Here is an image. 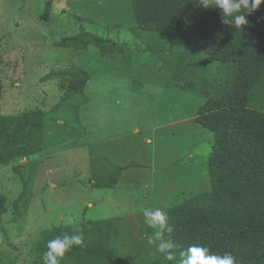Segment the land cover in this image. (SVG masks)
I'll return each instance as SVG.
<instances>
[{"label": "rangeland", "instance_id": "1", "mask_svg": "<svg viewBox=\"0 0 264 264\" xmlns=\"http://www.w3.org/2000/svg\"><path fill=\"white\" fill-rule=\"evenodd\" d=\"M135 26L131 0H0L1 114L16 129L4 151L12 165L0 164V195L8 207L0 264H43L48 241L74 234V227L84 235L74 246L82 250L72 248L60 264H117L89 251L95 248L115 252L126 264H168L147 242L154 230L142 210L166 212L210 191L213 134L194 119L204 99L184 91L185 82L177 83L170 67L145 50ZM80 37L105 43L83 46ZM202 58L197 68L214 74L217 62ZM76 69L90 80L84 92L66 96ZM22 147L30 156L20 159ZM155 153L157 163L148 164ZM171 153L180 159L172 162ZM135 163L137 172L120 174L117 188L96 185L102 170L113 174L114 167ZM167 165L179 166L180 176H163ZM74 213L77 224H66Z\"/></svg>", "mask_w": 264, "mask_h": 264}, {"label": "trees", "instance_id": "2", "mask_svg": "<svg viewBox=\"0 0 264 264\" xmlns=\"http://www.w3.org/2000/svg\"><path fill=\"white\" fill-rule=\"evenodd\" d=\"M131 1L136 20L133 35L144 43L145 50L170 67L177 83L185 82L180 84L184 91L204 99L196 122L213 134L208 160L210 191L165 212L174 226L172 239L181 245L173 250L175 260L169 261L163 254L166 263L176 264L182 251L198 245L218 255L231 253L237 264H264V4L247 17V25L237 29L222 23L219 9H204L199 0ZM49 10L47 3L45 17ZM162 39L168 41L167 47L159 44ZM78 41L83 46L105 43L93 37ZM177 51L181 53H174ZM199 56H204L207 64L217 62L214 74L205 65L197 68ZM76 70L81 75L69 78L66 96L84 92L90 80L85 71ZM1 105L0 86V164L12 165L13 158L4 151L16 129L11 131L4 122ZM41 114L32 113V119L36 121ZM20 150L22 153L16 155L20 159L30 156L24 147ZM114 168L113 174L102 170L96 176L98 187L116 186L123 168ZM13 170L21 175L18 167ZM20 200L18 197L14 205ZM7 212L6 197L0 195L2 231ZM162 239H167V233ZM89 251L126 264L108 249Z\"/></svg>", "mask_w": 264, "mask_h": 264}, {"label": "clouds", "instance_id": "3", "mask_svg": "<svg viewBox=\"0 0 264 264\" xmlns=\"http://www.w3.org/2000/svg\"><path fill=\"white\" fill-rule=\"evenodd\" d=\"M198 4L204 9H219L223 24L242 29L249 23L247 17L254 14L264 4V0H199ZM142 211L148 227L154 230L153 234L147 237L148 244H156V251L172 261L174 259L173 250L181 245L172 239L174 226L169 223V217L159 208H144ZM78 219V214L74 213L66 217L65 223L75 226ZM165 233H167V239L162 241L161 238H164ZM83 240V233L75 227L74 234L63 233L49 240L47 251L42 256L43 264H60L65 254L70 252L74 246H80ZM178 264H237V261L231 253L218 255L212 253L207 247L191 245L180 253Z\"/></svg>", "mask_w": 264, "mask_h": 264}, {"label": "crops", "instance_id": "4", "mask_svg": "<svg viewBox=\"0 0 264 264\" xmlns=\"http://www.w3.org/2000/svg\"><path fill=\"white\" fill-rule=\"evenodd\" d=\"M193 118V117H192ZM196 117H194V119H195ZM182 123V122H181ZM181 123H178V126L181 124ZM191 123V122H190ZM161 128H163V126H161V127H155L151 132L152 133H154V132H156L158 129H161ZM167 127H165L164 128V130L166 129ZM187 128V127H186ZM135 130H137L136 128H135ZM185 135H186V132H183V137H185ZM178 152V151H177ZM167 153V154H166ZM170 155V152H167V150L165 149V151H164V156H165V158H167L168 156ZM171 155H173V157L171 158L172 159V162H175V160L177 161V160H179L180 159V154L179 153H171ZM188 156V155H187ZM154 157V158H153ZM189 157V156H188ZM116 160V159H115ZM117 161V160H116ZM114 162V161H113ZM117 163H119V162H117ZM153 163H157V159H156V153H155V155H149V162H148V164H153ZM136 164V163H135ZM172 164V163H171ZM144 165H142V167H143ZM174 166V165H173ZM172 166V167H173ZM179 166H181V164L179 165ZM179 166H177V167H171V170H170V168H169V165H167V167L165 168V171H166V174H163V176H168L169 177V174H170V176H173V175H175V174H177V175H179V170L180 169H176V168H178ZM137 167H139V165H134V166H131V165H129L128 167H125V170L123 169V171H122V174H121V176L123 177L124 175H126V174H132V173H135V172H137ZM180 168V167H179ZM184 168H186V167H183V169ZM170 171V172H169ZM180 176V175H179ZM178 176V177H179ZM172 182V181H171ZM121 184V183H120ZM116 188H117V185L115 186ZM114 188V187H113Z\"/></svg>", "mask_w": 264, "mask_h": 264}]
</instances>
